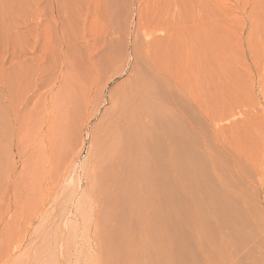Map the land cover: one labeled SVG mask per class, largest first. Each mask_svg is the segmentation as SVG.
<instances>
[{
  "label": "rangeland",
  "instance_id": "374dc122",
  "mask_svg": "<svg viewBox=\"0 0 264 264\" xmlns=\"http://www.w3.org/2000/svg\"><path fill=\"white\" fill-rule=\"evenodd\" d=\"M139 26L156 29L146 48L172 87L171 116L181 99L183 139L165 172L155 164L156 180L118 202L90 180L96 124ZM88 66L102 97L87 109ZM162 187L199 263L264 264V0H0V264H182Z\"/></svg>",
  "mask_w": 264,
  "mask_h": 264
},
{
  "label": "bare ground",
  "instance_id": "6f19581e",
  "mask_svg": "<svg viewBox=\"0 0 264 264\" xmlns=\"http://www.w3.org/2000/svg\"><path fill=\"white\" fill-rule=\"evenodd\" d=\"M138 29H139L138 31L134 30L135 35L133 36L132 52H131L132 61H131L128 76L120 84L115 85L113 89H110L109 93L107 94V97L103 96V98H101L102 100H99V105L101 103L107 102L108 106L106 107L105 111H103V114L101 115V119L99 118L100 122L99 123L96 122L97 123L96 124L97 125L96 134L98 137L97 160L99 162L97 163V166L92 170L90 180L93 183V186L96 189V191H98V193L105 194L106 197H107V194L108 196H111V197H115L116 195L120 196L121 193L125 194L129 190V188L130 189L133 188L134 190L138 188L142 189L146 185V183H148L149 185L151 182L156 180L157 175H156V170H155V164L162 167L160 173H162L163 171L165 172V168H166L165 165L167 163L170 145L172 146L174 143H176L177 146L181 145L182 139H183L179 131L182 127L181 126L182 125L181 124V118H182L181 99H179L177 94H175L177 99L175 101L176 104L174 105L176 108L177 115L171 116V114L168 113L167 109L164 107L163 104H165L168 101L167 98L172 94V91L168 92V90L171 89L172 87L168 84V81L166 80V78L168 77L164 76L165 74L162 69L160 58L156 54H153L150 49L146 48L151 43L152 39L154 38V32L156 31V29H154L155 31L152 29L148 30V28L146 27L144 28L143 26H139ZM162 31H164V29H162ZM119 39L121 40L120 37ZM119 50L121 49H118L117 51ZM115 56L113 55L112 57H115ZM107 58H106V61L110 59L114 60L115 58H117V56L115 58H110V59L108 58V60ZM96 62L98 63V61H95V63ZM128 62L129 61L125 62L116 70L113 69V72H111L108 75V77H106L105 79L106 81L104 82V85L102 86L101 84L102 87L101 88L98 87L97 88L98 90L96 89L100 93V95L103 94L104 89L109 82L113 81L116 77L125 73ZM113 63L114 62L112 61L111 64ZM96 64L94 68H96ZM98 64L97 66L101 65V64L99 65ZM109 65L106 64V67ZM88 67L91 70V72L88 70L91 75L90 74L87 75L86 74L87 72L86 73L84 72L85 75L83 76L84 78L82 80L83 82L81 85V89H83L85 95H82L81 99H79L80 97L78 98L79 99L78 103L81 102L80 106L81 104L82 105L84 104L85 106H87V109L90 107V106L88 107V105L91 104L90 103L91 100H93L92 95L96 96L95 93L97 91L94 89L96 88L95 86H96L97 80L99 79L98 77L102 74V72L100 74L99 71L97 72L95 69H94L95 72L94 70L92 71L91 69L92 66H88ZM175 83L177 86L175 90L176 92H179L178 90L179 86L177 82ZM80 92H82V90ZM98 92H97V95H98ZM100 95H98L99 98L102 97ZM84 97H85V103L82 100V98ZM99 98H96L95 101H97ZM87 109L85 107L86 111ZM98 109L93 108L91 113L88 116L86 115L85 120L90 119L91 117H95L98 113ZM118 193H120V195H118ZM161 193H162L161 194L162 198L160 200V203H161L162 211L163 213L164 211H167L168 213V219L166 215H165V218L168 220L167 221L168 223V229H167L168 236L167 237L169 239L171 238L169 240L171 251L172 252L175 251V254L181 253V257L183 259L181 258H178V259H180V261L183 260L182 264H203V263L198 262V257L200 258L202 253H199L200 255L197 254V256L199 255L198 257L193 256L189 253L190 252V246H189L190 242L188 241L192 239H189V236H188L187 238L188 240H187V239H184V237L182 236L183 239L181 238V240L187 241L186 243H182L181 240L179 239V235H180L179 229L180 228H177L176 226L171 224V222L173 221V212H174L173 207H176L178 203L177 204L175 203L176 205L173 206L174 199H172V197L168 198L166 194V187L161 188ZM123 197L120 196V199L121 198L123 199ZM115 198L118 202L120 201L118 200L119 199L118 197H115ZM108 199L109 198H107V200ZM114 199H113V202L116 201ZM196 200H197V197H196ZM111 201H112V198H111ZM167 203L170 208L163 209L165 204L167 206ZM196 208L198 209V207ZM199 212L201 213V211ZM201 214L197 213V217L200 218L199 215ZM204 217H202V219ZM199 221H201V219ZM197 222L198 221H196V224H198ZM185 223L187 222L185 221ZM205 226L207 225L205 224ZM205 226L203 223L202 227L206 228ZM188 227L190 228V231L192 230L191 232H193L194 230L193 227L191 228L189 225ZM194 227L196 230L197 227L196 226ZM186 229L187 227L184 228V231ZM194 232L196 234V231ZM194 232H193V236H194ZM210 233H208L209 234L208 238H210L209 237ZM197 234L200 235V233H197ZM220 234L221 232L219 233V235ZM191 236L192 235L190 234V237ZM197 236L198 235H196V238L198 239ZM208 238H205V239H208ZM220 239L223 242L225 241V238L223 240L221 235H220ZM200 240H202L201 236H200L199 241ZM203 241H206V240H203ZM208 241L212 243V241L210 240ZM215 241L216 240H214V243L212 245L216 244L217 246V243H215ZM193 242H194V239H193ZM193 242H191V244ZM196 243H199V242H196ZM200 243L198 246H201L202 248V245H200ZM207 243L206 245H208ZM227 245H228V242H227ZM191 248L193 247L191 246ZM194 248L197 250L198 247H194ZM218 248H220V246ZM195 249L193 250L197 252L198 250L196 251ZM198 249H200V247ZM199 251L202 252L201 250ZM175 258L177 259V257Z\"/></svg>",
  "mask_w": 264,
  "mask_h": 264
}]
</instances>
